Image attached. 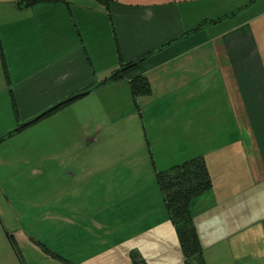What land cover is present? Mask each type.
<instances>
[{
    "label": "crops",
    "instance_id": "obj_1",
    "mask_svg": "<svg viewBox=\"0 0 264 264\" xmlns=\"http://www.w3.org/2000/svg\"><path fill=\"white\" fill-rule=\"evenodd\" d=\"M141 58L134 72L103 82ZM131 75H142L150 93L134 98ZM86 91L43 118L78 107L65 132L88 140L101 132L104 110L125 108L154 174L204 159L212 186L191 211L206 264L208 249L245 240L264 221V0H0V136ZM77 167L64 176L75 178ZM125 173L110 188L97 185L95 197L119 202ZM16 235L0 240V264H22L9 238L18 244Z\"/></svg>",
    "mask_w": 264,
    "mask_h": 264
},
{
    "label": "rangeland",
    "instance_id": "obj_2",
    "mask_svg": "<svg viewBox=\"0 0 264 264\" xmlns=\"http://www.w3.org/2000/svg\"><path fill=\"white\" fill-rule=\"evenodd\" d=\"M124 109L104 110L101 132L88 140H81L79 130L65 132L80 118L75 107L0 142V240L17 234L23 264H133L132 255L145 264H184L175 230H169L170 222L164 226L169 218L161 213L156 173L147 167L143 141L135 140ZM51 132L53 139L44 136ZM75 166L79 175L66 178L67 168ZM122 170L126 180L118 182L119 187L124 184L115 199L119 202L95 197V187L110 188ZM57 211L68 218L54 220ZM148 239L158 245L138 251L127 244H147ZM208 251L211 264H264V221L245 240L232 237L226 248Z\"/></svg>",
    "mask_w": 264,
    "mask_h": 264
},
{
    "label": "trees",
    "instance_id": "obj_3",
    "mask_svg": "<svg viewBox=\"0 0 264 264\" xmlns=\"http://www.w3.org/2000/svg\"><path fill=\"white\" fill-rule=\"evenodd\" d=\"M106 3L107 0H98ZM143 59H138L133 62L125 64L121 69L113 72L103 82L114 79H119L134 72ZM131 93L134 98L150 93L149 85L142 75H131L130 78ZM88 93V91L69 98L66 102L61 103L55 108L50 109L45 114H42L37 120L50 115L59 108H62L70 102L76 100L80 96ZM13 110L18 118V106L13 97ZM31 124V123H30ZM27 126V125H26ZM22 124H17V127L0 136V142L5 138L13 135L25 128ZM156 182L162 194L168 218L174 227L177 235L178 243L180 245L184 264H206L204 250L197 233L193 221V214L191 211V203L194 199L202 196L211 189L212 183L207 170L206 163L202 157H193L175 164L170 168L156 172ZM11 244L15 253L23 261L20 256L19 249L14 241L9 236ZM51 254V253H50ZM58 257L57 255H55ZM133 257V264H145L142 259H135Z\"/></svg>",
    "mask_w": 264,
    "mask_h": 264
},
{
    "label": "water",
    "instance_id": "obj_4",
    "mask_svg": "<svg viewBox=\"0 0 264 264\" xmlns=\"http://www.w3.org/2000/svg\"><path fill=\"white\" fill-rule=\"evenodd\" d=\"M79 95H80V94H79ZM75 96H78V95H74V97H75ZM67 100H68V99H66V100H64V101H61V102L57 103V104L54 105L53 107H51V108L47 109L46 111L42 112L41 114L35 116L33 119L29 120L28 122L23 123L22 126H26V125H28V124L34 122V121L37 120L42 114H45V113H46L47 111H49L50 109L57 107L58 105H60V104L63 103V102H66Z\"/></svg>",
    "mask_w": 264,
    "mask_h": 264
}]
</instances>
